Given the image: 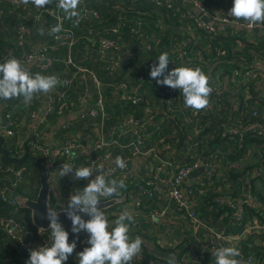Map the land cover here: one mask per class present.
Listing matches in <instances>:
<instances>
[{"label": "built area", "instance_id": "1", "mask_svg": "<svg viewBox=\"0 0 264 264\" xmlns=\"http://www.w3.org/2000/svg\"><path fill=\"white\" fill-rule=\"evenodd\" d=\"M150 2L157 8H164L168 12H172L174 9L172 15L177 17L180 22L177 26L179 39L176 44L180 45L182 49L172 51L171 62L168 65L169 71L176 67L178 61L201 65L206 64L207 57H210L211 75H209L212 77L213 91L210 96V106L207 109L197 113L186 108L182 95L166 86L164 89L166 99L162 100L165 106L160 107L161 104L158 100L149 99L147 93L140 90V85L146 84L144 76L139 75L138 80H134L132 83L129 82L132 79L128 73L123 77L128 81H119L112 86L116 89L122 105L130 104L135 111L124 113L116 118L113 125H107L105 123L107 112L102 96L103 85L94 72L84 66L77 65L73 60L72 51L76 45V38L71 29L66 27L62 10L56 6L58 3L56 0L52 9L40 11L33 20L40 22L41 16L44 14L53 20L46 26L47 32L58 22L62 23L63 30L57 36H52L53 43H38L31 53L22 54L20 59L27 67L45 71L52 66L53 53L61 46L67 50L63 62L66 66H70L74 72L70 79L61 81L63 91L56 88L49 95L43 96L37 105L33 101L25 105L22 99L20 104H15V108L32 106V109L28 110L17 122L11 121V110L3 113L2 108L5 101L0 100V137L4 139L5 144L8 143L13 152L12 155L9 152L10 156L21 158L22 156H17L19 148L24 146L30 135L39 139L45 138L43 127L48 123V116L55 113L57 117L55 129L64 131L67 137L60 145L48 148L49 156L46 166L50 172L49 182H52L53 188L58 185L57 191L54 190V192L51 187L54 208H65L68 198L67 195L64 196L60 192L58 170L62 163L66 162H71L76 166L77 156H80L84 159L83 165L93 167L94 170L96 165L103 164L108 179H124L126 186L128 183H132L126 196L129 201L121 206L122 209L119 212L125 209L132 211L135 220L133 225H139V215L145 214L142 212L145 209L144 219L153 227L157 225L169 229L170 226H174L179 230L188 228L191 231L196 243L207 252V255L203 257L175 253L177 264H201L203 261L213 264L211 255L214 250L220 246L231 245H235L241 251L243 264H264V252L261 248L256 250V246L249 242L251 241L250 237L260 238L264 235V202H261L252 193L259 184L260 186L263 184L264 163L260 168L250 170V172L241 169V172L233 176L229 173L220 174L221 177H228L231 184L240 185L242 192L240 194L232 187L229 188L232 190L230 194L222 195L218 201L212 198L213 203L209 206L220 208L221 211L218 212L220 215L215 219L225 221L226 228L223 231L214 230H219L216 225L209 224L214 219L209 221L199 212V208L206 202L201 203L200 200L194 198L199 197L200 199L210 182L219 173V166L211 152L213 149L208 145L212 136L210 132L205 133L212 122L210 118L215 117L214 115L218 117L216 130L223 131V135L228 140L232 141L235 137L238 138L240 150H243L242 145L248 143V139L259 140L264 137V124H247L244 119L246 117L245 108L241 105L235 106L238 94L243 97L245 102L252 99L255 100V103L258 100L264 102V25L249 29L242 21L236 22L232 17L227 16L232 6V0H150ZM0 3H7L14 8H18L22 4L19 0H0ZM227 6H230L229 9ZM217 7L219 8L218 12ZM80 11L81 17L78 21L86 17L92 19L98 17L95 12L84 7ZM196 11L202 12L207 17V22H203L201 17H197ZM17 30L18 44L22 45L30 32L23 25ZM118 31V29H112V33L115 35L118 34ZM131 32L143 39V45L133 46L132 52L122 51V45L117 39L112 40L103 36L90 38L86 52L90 56L92 51H95L101 63H106V69L119 70L125 63L124 61L133 57L137 53L136 51L151 49L148 37L138 28H132ZM221 35L226 38L231 46L230 49L225 46L214 47L211 45L213 40ZM82 57L87 60L86 55ZM221 61H225L228 71L224 72L221 69ZM222 74H224V78H221ZM74 79H80L86 84L84 95L76 100L77 104L83 106L82 110L77 112L73 111L74 106L69 101L68 94ZM154 82L157 84L155 80ZM213 83L216 85L214 86ZM90 88H94L96 94L92 105L88 104ZM224 94H226L225 98L229 107H226L222 102ZM253 94L255 97L252 96ZM221 107L234 113L236 124L227 120L229 113L226 120H221L224 117ZM252 116L256 117L258 122L263 120L259 112L253 111ZM83 118L99 121L93 124L95 130L91 139L88 138L89 140L71 137L72 122ZM172 118H175L177 128L164 132L162 126L167 119ZM179 132L183 134L187 144L186 150L182 154L178 151ZM149 139L153 140L151 145L147 144ZM222 151L230 152V154H225L228 159L223 161L241 168V161L232 160L230 148H225ZM73 152H76V155L71 157ZM206 154L210 156V162L203 163L198 160V163H194L196 155ZM118 155L126 161L127 167L124 170L117 168L114 164L115 157ZM218 158L224 157L219 155ZM154 162L158 163L157 171L153 170ZM200 168H203L202 172H198ZM135 170L141 174L140 177ZM8 171L13 172L12 169ZM24 173L25 169L23 168L15 171L17 182L23 179ZM193 174H197L196 177ZM63 178L68 179L72 184L71 187L76 191L85 186L79 188L76 183L78 181H74L71 175ZM243 180L245 185L242 186ZM158 183H161V187L157 186ZM206 183L207 187H204ZM196 186L201 187L197 188ZM181 187L188 190L185 197L188 201L186 205L181 203L179 194ZM6 192H10L7 186L0 192L1 200L11 208V211L8 217L1 220L2 230L20 247L24 248L26 258L22 264H26L29 258V249L49 244V239L44 232L28 227L23 220H20L24 214L15 208L16 202L12 201ZM163 204L165 208L162 207ZM127 205H130L129 208L126 207ZM169 209L173 214L171 224L164 221L163 218ZM108 213L106 211V214ZM228 237L232 239L229 240ZM86 239V235L83 234L77 245L79 251L88 246L85 243ZM142 263L164 264L163 261L147 260L144 251L135 260V264Z\"/></svg>", "mask_w": 264, "mask_h": 264}, {"label": "trees", "instance_id": "2", "mask_svg": "<svg viewBox=\"0 0 264 264\" xmlns=\"http://www.w3.org/2000/svg\"><path fill=\"white\" fill-rule=\"evenodd\" d=\"M132 1L134 0H83V4L81 8H86L89 11L95 12L98 17L96 19H92L90 17H86L80 21H74V20H68L65 19V24L66 27L71 29L73 34L75 35L76 38V45L73 48L72 51V57L73 60L77 63L79 66H84L86 67L89 71H92L96 74L97 79L102 83L103 85V96L105 98V103H106V109L107 111L111 112H116V115L118 114L119 116L123 115L124 113L135 111L134 108L128 104L127 106L122 105V103L119 101L118 103L113 100L114 93H113V86L116 82L120 81L126 74L130 73L131 77L133 79L138 80V76L142 75L146 79L148 78L146 74L150 72V68L154 63L158 62L156 61L158 56L163 52V45L169 44V37L170 33L169 31L166 32L167 26L165 23H170V25H173L175 28L180 22L177 19V17H174L172 13H174V9L172 12H168L164 10V8H157L156 5L152 4L150 0H137L135 4L132 5ZM206 1V0H204ZM56 0H53V3L49 6H46V9H52L55 5ZM1 5V3H0ZM9 5V4H8ZM12 7V9L15 10L14 14H9V13H3L2 9L0 8V61L2 62L4 59L8 58L9 56H14L15 54H18V51L22 50V47L27 51L23 54L26 53H31L33 49H30V46H36L38 43H46L50 44L53 43L52 36L48 35L46 26L49 25L50 23L53 22V20L46 16L42 15L41 16V21L40 22H35L33 18L42 10L35 8L32 4H28L27 6L20 4L18 8H14L13 6L9 5ZM135 7V8H134ZM28 8H31L35 12L28 13ZM137 8V9H136ZM140 10L142 12H137L135 10ZM45 10V9H44ZM18 12H22L24 14H29L27 15V18L31 19V23L29 22V19L27 21H19V19L16 17V14ZM146 13V14H145ZM150 14H153L154 17H159L163 18V22L157 23L153 21V18L149 16ZM62 15L64 17V13L62 11ZM152 20V25L149 24V19ZM7 22L5 24L4 22ZM2 23L4 24V27L2 26ZM25 26L29 30V35L34 34L35 38L37 40H32L31 43L28 45L26 43V39L23 41L22 45L18 44L17 40V29L20 26ZM43 28L45 30V35L41 36L38 33V29ZM132 28H138L145 36L148 37V41H150L151 44V49L146 55V57L150 56V63H152L150 66L148 65H142V64H136L132 61L129 62V60L132 57L127 58L121 65V69L119 70H113L110 71L109 69H106V63H101L99 58H93L91 55L88 56V53L86 52V47L88 44V41L90 38H97L98 36H103L108 39H117L120 45H122L121 50L122 51H129L132 52L133 46H140L143 45V39L139 38L137 35L133 34L131 32ZM169 28H172L170 26ZM112 29H118V34L115 35L112 33ZM173 29V28H172ZM168 30V29H167ZM9 39V40H5ZM28 43V42H27ZM214 47H221V46H226V40L223 38V36L215 38L212 42ZM25 45V46H24ZM29 46V47H27ZM23 49V50H24ZM137 52V51H136ZM67 55V50L65 47H58V51L54 55L59 62H56L53 65L51 71H56L60 75V81L65 80V79H70L72 76V73L74 70L70 66H66L63 62L65 60V57ZM83 55H86L87 60L82 57ZM143 57V54L140 56H134L133 60H139ZM16 57V56H14ZM20 59V58H19ZM50 67V68H51ZM49 68V69H50ZM46 71V70H45ZM134 82V81H133ZM150 84V80L146 81V85ZM145 85V83L141 84L140 86ZM86 88V84L80 80V79H74L73 84L69 90V101L72 103V105H76L77 98L82 97L84 95V91ZM57 89L59 91H63V87L60 84ZM226 94H224L222 102L226 105V107H229L228 102L225 98ZM255 97V95H252ZM43 99V98H42ZM33 103L37 105L39 103L38 99H34ZM117 104H121L123 109L122 113L119 114L120 112V107ZM112 106V107H111ZM241 106L245 108V115L244 117L245 122L247 124H256V123H262L264 124V102L261 100H258L255 103V100L252 99L250 101H241ZM55 107H57V104H55ZM111 109L109 110V108ZM24 110L23 114H16V115H11V121H19L28 110L32 109V106L28 108H22ZM3 113L5 114L7 112V105L4 103L3 108H2ZM256 111L260 113V116L263 117L262 121L258 122V119L256 117L252 116V112ZM229 116L227 120L230 123L236 124V117L232 114V112H228ZM54 118L57 119L55 113H52L48 116V123H51L50 119ZM212 119L211 124H213L216 129L218 128L217 124V119L215 117L210 118ZM217 121V122H216ZM73 124L75 122H72ZM43 127V132L45 134V138L39 139L36 138L37 145L41 149H47L51 146L50 140L48 139L46 135L47 129H49V125ZM72 124V128L74 131V126ZM213 127V128H214ZM60 143L64 140H66V134L64 131H60ZM206 132H211L210 130H206ZM73 138L77 139L78 135L72 133L71 134ZM212 136V135H211ZM68 139V138H67ZM91 139V137L89 138ZM88 139V140H89ZM184 139L181 140L183 142ZM248 143H243V150H240L239 143H238V138L235 137L234 140H228L226 136L220 135V136H212V140L208 144L210 148H213L215 146H222L221 149L224 150L225 146L227 149L230 148L232 151L231 157L232 160L234 161H241L244 159V150L249 148L247 145L250 144H255V145H264V137L261 139H248ZM25 145V144H24ZM7 146V148H6ZM4 147L7 149L8 153L10 152L12 155V151L8 146V143H4ZM29 150L30 154L28 156V159L26 162L22 165H8V166H3L0 164V192L1 190L7 186L10 189V192H6L8 196H11L12 194L19 195L21 197L33 199L36 197L38 188H39V175L40 172L38 169L35 167V162L39 158L38 155L39 151H36L32 144L30 143L29 145ZM263 151V156H264V147L262 149ZM18 155L17 156H22L24 155V146L20 147L19 150L17 151ZM243 152V153H242ZM9 153V156H10ZM41 156V154H40ZM11 157V156H10ZM262 157V154H261ZM78 163H76V167H79L80 165H83L84 159L81 158L80 156H77ZM264 163V161H260V163L257 166L252 167H247L246 171H253L256 168H260V166ZM84 166V165H83ZM25 169V173L23 176V179L19 182H17V179L14 175L15 171L19 169ZM12 169L13 172H9L8 170ZM238 177V176H236ZM71 182L68 181V179L64 178V182L62 185H60V189L69 192L70 194L74 192L71 189ZM264 185V181H263ZM82 186V185H81ZM129 187L126 186V189L124 191H128ZM264 189V188H263ZM253 195L257 196L258 199L261 202H264V193L262 192H257L256 189L253 190ZM129 199L126 197L125 202L127 203ZM52 198H51V205H52ZM211 200L207 201L206 204H204L201 208H199V212L207 217L209 221H212V219L218 218L220 215V208L218 207H212L209 206L211 203ZM124 203H121L119 205H115L112 208L108 209L107 212H109L108 217L114 218L113 215V209L116 208L117 206H122ZM53 207V205H52ZM16 209L20 213H23L24 216L20 218V220H23V222L28 226V227H33L30 221L29 217V212L27 209H23L18 207L16 204ZM54 208V207H53ZM59 209V208H57ZM11 208L1 200L0 196V264H22L25 261L26 258V252L24 248L20 247L18 243L9 237L3 230L1 226V220L5 217H8L10 214ZM139 225H131V227H136L138 234H141L144 230L145 232L147 231V226L143 222L142 218L143 214L139 215ZM113 219H110L113 220ZM34 228V227H33ZM66 230L70 231L71 227L65 228ZM141 232V233H140ZM44 234L48 237L49 239V244L51 243V237H50V231L44 232ZM74 239V238H73ZM183 245H181L182 247ZM156 248L159 249L161 252L163 251L162 248H160L158 245H156ZM79 252V248L77 246L76 249ZM173 252V251H172ZM16 256V259L14 261H7L8 258L11 256ZM164 264H166L165 261H163ZM78 264V261H77Z\"/></svg>", "mask_w": 264, "mask_h": 264}, {"label": "clouds", "instance_id": "3", "mask_svg": "<svg viewBox=\"0 0 264 264\" xmlns=\"http://www.w3.org/2000/svg\"><path fill=\"white\" fill-rule=\"evenodd\" d=\"M27 6L44 10L53 0H19ZM83 0H58L57 7L64 13V19L77 21L81 17ZM236 22H243L249 29L264 25V0H232L228 15ZM63 30L58 22L51 27L48 35L57 36ZM39 35H45L43 28ZM150 68V78L158 85L178 91L183 97L186 108L201 112L210 106L213 91L211 77L200 67L179 66L168 70L171 62L169 53L162 52ZM61 84L55 74L32 73L25 63L14 56L0 62V100H20L30 104L38 96H47ZM114 164L124 170L127 167L122 156H116ZM58 174L61 178L71 175L74 181H87L82 189L72 192L64 208L66 217L71 221L70 232L59 222V213L47 207L46 219L49 221L51 243L29 249L26 264H67L74 253L78 264H133L141 255L144 240L141 236L130 235L131 225L135 223L132 212L122 210L110 221L106 211L99 206L102 200L119 198L121 190L126 189L124 179H108L103 164L95 170L89 166H74L71 162L62 163ZM108 211V210H107ZM34 216L36 215L33 210ZM83 214V215H82ZM86 215L88 219H84ZM43 230V229H40ZM85 234L86 247L76 252L80 235ZM227 239L231 240V237ZM214 264H243L238 247L220 246L212 253ZM239 258V259H238ZM166 264H177L174 255H169Z\"/></svg>", "mask_w": 264, "mask_h": 264}, {"label": "crops", "instance_id": "4", "mask_svg": "<svg viewBox=\"0 0 264 264\" xmlns=\"http://www.w3.org/2000/svg\"><path fill=\"white\" fill-rule=\"evenodd\" d=\"M136 1L137 0L132 1L133 2L132 5L135 4ZM30 10H32V9L28 8V13L35 12V10H33V11H30ZM135 11L142 12L139 9L135 10ZM218 11H219V8L217 7V12ZM142 13H144V12H142ZM27 15H29V14L26 13V14H24L22 16H18L16 14V17L19 19V21H27V19H29L30 24H32L31 23L32 21L30 19L31 16L29 18H27ZM149 16H151L153 18L154 23L157 22V23H160V25H161V23L163 22V20H162L163 18H159L158 16L154 17L153 14H150ZM147 19H149V18H147ZM4 23L7 24L6 21ZM149 24L152 25V20L151 19H149ZM165 25L167 26V29H168V30L166 29V32L169 31V33H170V37H169V41L170 42H169L168 45H166V44L163 45V52L167 51L169 53V57H171L172 56V51L174 49H179V50L182 49V47L180 45L176 44L177 40L179 39V37H178V27H177L178 25L175 28L173 27V25H170V23H165ZM2 26L4 27L3 23H2ZM170 26H172L173 29L169 28ZM221 36H219V37H221ZM5 40H9V39H5ZM32 40H37V39L35 38L34 34L31 33V35H28L25 45L26 44L28 45L29 43H31ZM225 40H226V38H225ZM226 44L227 45L225 47L227 49H230L231 46L228 44L227 40H226ZM211 45H213V44L211 43ZM27 47H29V46H27ZM171 47H172V49H171ZM33 48H34L33 46H30V49H33ZM23 49H24V47H22V50ZM24 51L27 52L25 49L23 50V52ZM57 51H58V49L53 53V56L56 54ZM139 53H136L134 56H140L141 54H143V57L141 56L142 57L141 59L135 61V60H133L134 59V56H133L129 60V62L132 61V62H134L136 64L140 63L142 65L150 66L152 64V63H150V59L151 58H150V56L146 57L148 52L145 51V50L144 51L142 50L141 53L140 54ZM17 55L18 54H16V56ZM91 56H92V54H91ZM93 58L94 59L98 58L96 56V53H95V57H93ZM209 59H210V57H207V60H208L207 63L206 64H201V65H199L198 63H193V62H190V64H188V62L178 61L176 63V67H179V66L200 67V68H202L204 70V72L206 74H208V75L210 74L211 75V73H210L211 64L209 62ZM56 62H59V61L54 56L53 64L56 63ZM220 65H221V69L224 72L228 71L226 69L225 61H221ZM52 67H53V65H52ZM52 67L50 69L46 70V71H39V70H37V69H35L33 67H28V68H29V70L32 73L40 72L41 74H45V75L55 74V75H57L60 78V75H59L58 72L51 71ZM149 73L146 74V76L148 77L146 79V81L150 80V84L148 83L147 85L146 84L142 85L140 90L145 92V93H147L149 99L153 98V99L158 100L159 103L161 104L160 107H164L165 105H163L164 102L162 100L166 99V93L164 91L165 86H161V85L155 84L154 80H152L150 78V74ZM130 77H131V75H130ZM221 78H224V74L221 75ZM131 79L133 81L136 80V79H133L132 77H131ZM213 84H214V86L216 85L215 83H213ZM94 91H95L94 88L93 89L90 88V92H88V94H89L88 104L89 105H92L93 101L95 100L96 94L94 93ZM113 93L115 94L114 97H113V100L118 103L119 102V98H118L119 95H118V93H117L115 88H113ZM102 96H103V87H102ZM42 97L43 96L41 95V96H38L36 99L41 101ZM103 98H104V96H103ZM104 101H105V98H104ZM241 101H243V97L240 94H238L236 96L235 102L238 103L239 105H241ZM20 102H21V99L20 100H15L14 99V100L5 101V104L7 105V111L11 110L12 111V113H11L12 115L23 114L24 113V110L22 109L23 107L15 108V104H20ZM117 105L121 108L120 112H119V114H120V113H122L123 107H122L121 104L120 105L117 104ZM82 107L83 106H81L79 104H76V105H74L73 111L74 112H77L78 110L81 111ZM111 107L109 108V110L111 109ZM105 109H106V103H105ZM106 112H107V119L105 120V123L107 125H113L115 120H116V118H118L119 115L118 114L116 115V112L107 111V109H106ZM232 114L234 115V113H232ZM50 121H51V123L47 124V125H49V129H47L46 135H47L48 139L50 140L51 146L60 145L62 143V142L60 143V137H59L61 132L59 130L55 129V127H56L55 122L57 121V119L51 118ZM98 122L99 121H93L92 119H87V118L80 119L79 121H76L73 124V126H74L73 133L77 134L78 137L81 140H84V139L86 140V139L90 138L93 135V133H94L95 126L93 124L98 123ZM213 124H210L209 128H208V130L211 131L210 135H212V136L214 135L215 130H216V127H214ZM162 128H163L164 132L169 131V130H174L175 128H177L175 118L174 119L173 118L172 119H167L165 124L162 126ZM179 138H180V140H179V143H178V151L181 152V154H182L186 150L187 144H186V142L184 140H183V142H181V140L184 139V136H183V134L181 132H179ZM152 143H153L152 139H149L148 142H147L148 145H151ZM222 146H220V147L217 146V147L221 148ZM225 148H226V146H225ZM75 155H76V152H73L71 157H74ZM77 163H78V159H77ZM58 180H59L58 184L60 183L59 186L62 185V183L64 182V178L59 177ZM80 182H82V186H84L87 181H84V180L78 181V182H76L77 185H79ZM51 184H52V182L50 183V185ZM71 189L73 191H76L72 187H71ZM69 194L70 193L67 192V196H69ZM129 206L130 205H127L126 207L129 208ZM162 207L165 208V205L163 204ZM142 212H145V214H146V210L145 209ZM171 212L172 211L170 209V213H168V211H167L165 216H169L171 219H173V216L170 215ZM142 214H143L142 220L147 226V231L145 232V230H144L142 233L140 232L141 234H138L137 228L136 227H131L130 235L132 237H135L136 235H139V236L142 237V239L145 242L144 246H143V251H144V254L146 255L147 260H149V261L150 260L151 261H167L168 256L169 255H174L175 253H179L180 255L187 253V254H190V255H200V256L206 257L207 252L199 244L196 243V241H195L194 237L191 235L192 233L190 231H189L188 235H182L181 234V230L176 229L174 226H170L169 229H165L164 227L157 226V225H154L156 227H153V226H151L150 224H148L145 221V219H144L145 214L144 213H142ZM209 224L213 225V226L216 225L217 228L219 229V231H222L223 229L226 228L225 221H223V220L214 219ZM214 230L217 231V229H214ZM70 236H71L70 240L74 238L72 236L71 232H70ZM162 239H165V240L168 241L169 244L166 247H172L173 249H171L170 251H165V252H163V251L161 252L159 249H157L156 245H158V246L160 245L159 247H161V244L158 242V240H162ZM249 239L251 240L249 242L252 243L254 246H256L255 248L257 250L258 248H260L261 242H264V235L262 237H260V238H258V237H250ZM181 245H183V246L181 247ZM161 248H163V247H161ZM76 252H78V251L76 250ZM157 257H161V258L156 260L155 258H157ZM15 259H16V256L13 255L10 258H8L7 261L11 262V261H14ZM135 260H137V258ZM2 264H4V263H2ZM67 264H77L75 253L71 257H69V260L67 261ZM133 264H135V261L133 262ZM142 264H145V263H142ZM152 264H154V263H152Z\"/></svg>", "mask_w": 264, "mask_h": 264}, {"label": "rangeland", "instance_id": "5", "mask_svg": "<svg viewBox=\"0 0 264 264\" xmlns=\"http://www.w3.org/2000/svg\"><path fill=\"white\" fill-rule=\"evenodd\" d=\"M227 7L229 9L230 6H227ZM0 8L2 9L3 13H9V14H12L13 13L14 14V12H15V10L12 9V7H10L7 3H1ZM17 15L18 16H22L23 13L22 12H18ZM23 53H24L23 50H21V51H18V55L17 56H16V54L14 56H16L17 58H20ZM125 80L128 81V79H123V78L120 81H125ZM129 82H132L133 83V80H129ZM235 106L238 107L239 104L238 103H235ZM221 109H222V113L224 115L223 119H221V120H226L228 111L225 110L223 107H221ZM214 116H215L216 119L218 118V117H216V115H214ZM220 135H223V131L215 130V133H214L213 137L220 136ZM29 145H30V143L28 144V147H29ZM247 146L249 148H247V149L244 150L245 151L244 152V159L241 162V168H238L237 166L230 165L227 161H223L224 159H228V158L225 157V154H230L229 151L224 152V151L220 150L219 147H217V146L215 148H212L213 150L211 152H212V154H214L213 157L216 160V164H218V166H219V171H218L219 173L216 174L214 180H212L210 182V184L208 185V188L206 189V191H204L203 194L200 196V199H199V197H194V198L197 199V200H200L201 203H203L204 201L207 202L209 200H211L210 203H213L212 202V198L215 199V201H218L219 200V197H221L222 195H224V194H226V195L230 194V192L232 190H230L229 188H232V187L235 188V190L238 193L241 194L242 192H241V186L240 185H237L236 183L235 184H231L230 181L228 180V177H221L220 174L222 173V174L225 175V174L229 173V174H231L233 176L234 174L241 172L242 171L241 169H246L248 166L253 168L254 166H257L260 163V161L261 162L264 161V156H263V152H262L263 151L262 149L264 147L263 144L262 145H259V144L258 145L250 144V145H247ZM24 148H25V145H24ZM40 154L38 155V157H40ZM261 154H262V157H261ZM219 155L223 156L224 158L219 159L218 158ZM209 157L210 156L207 155V154L206 155H196L195 156L194 163H198V160H201L203 163L210 162ZM154 163L155 164H153V170L154 171H157L159 169L158 163L157 162H154ZM243 172H244V170H243ZM248 172H250V171H248ZM136 173H138V172L136 171ZM196 175L197 174H193L194 177H196ZM237 175H239V174H237ZM138 176L140 177L141 174L138 173ZM152 176H153V174H152ZM136 179H139V178H136ZM81 185H82V182L79 183L78 187L80 188ZM131 185H132V183L130 182V183L127 184V187H130ZM243 185H245L244 180L242 182V186ZM198 187H201V186H198ZM204 187H207V183H206V185ZM57 188H58V186H55L53 188V192H54V190L57 191ZM263 188H264V185L261 184V186H260V184H259V186H257L256 191L257 192H262V194H263L264 193ZM60 192L64 196L67 195V192H65L63 190H61ZM51 193H52V189H51ZM121 193L123 195L125 193L126 196L128 195V191H124V189L121 190ZM187 193H188V190L185 189L184 187H181L179 189V194H180V197H181V203L184 204V205H186L188 203V201H186V199H185ZM194 198H190V199L193 200ZM52 205H53V207H55L54 204H53V202H52ZM121 209L122 208L120 206H117L116 208H114V212H113L114 218H116L119 215V213H120L119 211ZM168 213H170V209H169ZM170 215H173V214H170ZM163 218H164V221H167V223H169V224L172 223V220H171V218L169 216H164ZM109 219H113V218L112 217H109ZM180 230H181V234L182 235H188L189 234L188 228L187 229H180ZM217 231H219V230H217ZM82 237H83V234L80 235V238H82ZM158 242L161 244V247H163L162 248L163 249V252L170 251L171 249H173L172 247H166L169 243L165 239L158 240ZM260 248L264 252V242H261ZM208 262L205 263L203 261L201 264H208ZM212 263L214 264V261H212Z\"/></svg>", "mask_w": 264, "mask_h": 264}, {"label": "water", "instance_id": "6", "mask_svg": "<svg viewBox=\"0 0 264 264\" xmlns=\"http://www.w3.org/2000/svg\"><path fill=\"white\" fill-rule=\"evenodd\" d=\"M197 17H201L203 22H207V17L202 14L200 11L195 12ZM141 53V51H137V53ZM95 51H92V56L95 57ZM139 53V54H140ZM31 143L33 148L36 151L41 152V156L36 160L35 167L40 172L39 175V188L36 194V197L33 199L21 197L16 194H12L10 196L12 201H15L18 207L27 209L29 212V217L31 224L34 228L41 232H46L49 229V221L45 218L47 213V207L52 208L59 213V222L65 227H71V221L66 217V214L63 212V209L53 208L51 205V185L49 182L50 172L46 166V162L48 160V150L41 149L37 145L36 137L34 135H30L28 140L25 142V152L23 157L14 158L10 157L7 149L4 147V139L0 137V164L3 166L8 165H22L28 159L30 154V150L28 148V144ZM203 168H200L198 172H202ZM158 187H161V183L157 184ZM126 194L122 195L120 198H112L110 200L102 201V205L99 207L107 211L115 205H119L125 202ZM33 210H35L36 215L34 216ZM83 215V214H82ZM84 219H88L86 215L83 216ZM43 229V230H40Z\"/></svg>", "mask_w": 264, "mask_h": 264}]
</instances>
